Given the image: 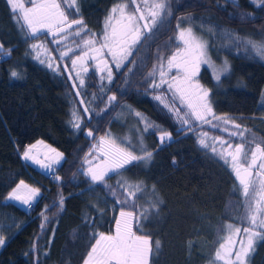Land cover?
<instances>
[{"label": "trees", "instance_id": "1", "mask_svg": "<svg viewBox=\"0 0 264 264\" xmlns=\"http://www.w3.org/2000/svg\"><path fill=\"white\" fill-rule=\"evenodd\" d=\"M116 2L77 0V18L99 33ZM171 7L172 15L159 24L155 42H147L151 48L141 49L142 55L137 57L141 63L134 74L120 75L113 69L114 80L107 84L111 90L106 92L105 100L107 95L115 94L118 106L102 112L105 104L96 100L89 106L94 111L83 113L77 101L91 99L92 93L99 95L100 73L90 64L89 72L83 74L85 88L80 97L75 96L73 80L68 79L69 72L65 70V65L71 69V61L56 60L60 65L57 72L35 59L31 44L43 43L50 50L57 45L50 43L52 37L46 31L39 34V39H25V31L14 20L7 0H0V43L5 50L12 49L10 56L0 57V233L5 237L0 264H81L94 242L90 234L114 229L119 205L114 204L106 188L97 184L90 188L89 178L81 175L84 157L95 142L86 136L89 128L97 137L111 130L114 136L131 138L134 145L142 136L145 147L153 153L146 166H129L131 170L123 173L146 185V191L138 194L139 205L146 207V202L153 199V186L155 197L161 201L159 214L142 221L146 224L143 231L160 242L158 251L154 247L151 264H210L219 237L225 234L223 226L240 223L241 197L233 194L231 170L198 143L201 131L208 132L209 137L235 138L210 125L197 126L194 131L185 126V130L178 131L181 127L152 98L144 77L155 63L157 45L174 37L178 19L190 18L188 23L194 32L208 40L212 60H226L229 65L219 82L205 65L197 75L200 84L210 90L213 111L218 116L234 118L247 129L246 137L264 140V58L242 46L237 49L228 38V34H234L264 41V4L255 0H171ZM51 54L58 56L55 51ZM12 71L18 77H13ZM129 106L158 130L149 128L143 132L144 124L138 123ZM74 108L81 110L80 130L70 123ZM118 117L125 120L124 126ZM160 130L170 131L171 140L161 143L156 135ZM37 139L63 152L62 161L52 172L46 173L20 156V151ZM54 176H59L60 181ZM119 179V175H112L107 182L115 185ZM21 180L41 189L32 208L6 200ZM61 195L63 210L51 208ZM46 206L50 210L45 212ZM42 212L48 217L47 223ZM136 227L134 222V230ZM250 264H264V241H257Z\"/></svg>", "mask_w": 264, "mask_h": 264}, {"label": "snow or ice", "instance_id": "2", "mask_svg": "<svg viewBox=\"0 0 264 264\" xmlns=\"http://www.w3.org/2000/svg\"><path fill=\"white\" fill-rule=\"evenodd\" d=\"M255 2L264 4V0ZM7 3L14 20L25 31V39H39V34L46 31L52 37L50 43L57 45L50 50L43 43L31 44V50L36 54L35 59L57 72L60 71V65L56 60L63 62L67 58L71 61V69L65 65V70L69 72L68 79L73 80L71 86L76 89L75 96L80 97L81 90L85 88L83 74L89 72L90 64L100 73L99 95L92 93L91 99L86 101L81 98L77 101L83 106V113L94 111L89 106L96 100L105 104L102 112L118 106L115 94L107 95L105 100L106 92L111 89L104 81L113 83V69L120 75H125V72L134 74V69L141 63L137 59L142 55L141 49L151 48V44L147 42H155L159 24L165 17L172 15L171 0H117L105 17L103 28L97 33L88 29L82 18H77V0H7ZM189 20L188 17L178 19L174 37H170L162 46L157 45L155 63L144 81L148 89L158 93L153 98L181 124L178 131L185 130V126L186 130L194 131L197 126L202 128L203 125H210L228 133L230 138H235L209 137L205 131L198 135L199 145L210 150L231 170L234 178L233 194L239 193L241 199L238 203L243 209L239 224L228 223L223 226L222 231L226 235L219 237L218 247L210 264H250L257 241H264V140L246 137L247 129H243L234 118L218 116L213 111L210 90L200 84L197 75L201 65H207L212 69L214 79L219 82L221 75L229 71V65L226 60L219 68L215 65L209 56L208 40L194 32ZM228 38L237 49L242 46L246 51L264 58V41L257 42L234 34H228ZM69 40L72 41V46L68 44ZM11 51L12 49L5 50L0 43V57L10 56ZM53 51L58 56H53ZM11 75L18 77L16 71H12ZM261 104L264 105V99ZM129 111L138 118V123L144 124L143 132L149 128L158 130V126L149 122L142 113L132 110L130 106ZM71 117L72 127L80 130L81 110L74 108ZM87 119L91 121L90 116ZM94 131L89 128L86 132V136L95 142L84 157L87 168L81 175L89 178L90 188L92 184L106 188L114 198V204L119 205L120 211L119 216L114 217V230L90 234V241L94 242L90 244L82 264H151V258L155 254L154 247L158 251L160 242L154 241L150 234L143 231L146 224L142 221L147 222L153 215L159 214L161 201L155 197L153 186V199L146 202V207L139 205L138 194L146 191V185L143 181L125 177L123 173L131 170L129 166H146L151 162L153 153L145 147L142 136L134 145L131 138L114 136L111 131L97 137ZM159 138L161 143L171 140V133L160 130ZM36 147V144L29 145L22 156L43 168L52 169V163H57L62 156L61 153H56L51 163H43L33 152ZM51 151L55 152L54 149ZM112 175L121 177L115 185L107 182L112 179ZM53 178L57 181L61 179L59 176ZM39 195V188L30 187L21 180L13 188L9 198L31 207ZM63 204L64 197L61 195L51 208L63 210ZM128 208L132 210H126ZM49 210L46 206L45 212ZM41 215L47 223L48 217L43 212ZM134 222L136 230L133 228ZM44 226L42 224L41 228ZM4 243L5 237L0 235V246ZM191 246L193 245L190 244Z\"/></svg>", "mask_w": 264, "mask_h": 264}, {"label": "rangeland", "instance_id": "3", "mask_svg": "<svg viewBox=\"0 0 264 264\" xmlns=\"http://www.w3.org/2000/svg\"><path fill=\"white\" fill-rule=\"evenodd\" d=\"M9 6H10V5H9ZM26 6H30V5H26ZM50 36H51V35H50ZM203 39H204V38H203ZM205 40H206V39H205ZM68 44H69L70 46H72V41L69 40V41H68ZM70 54H71V53H70ZM209 56H210V54H209ZM210 57H211V56H210ZM211 59H212V58H211ZM213 62H214L215 65L219 68V67H221V66L223 65L224 60H223V61L220 60L219 62H215V61H213ZM202 65H203V64H202ZM205 66L208 67L207 65H205ZM208 68H209V67H208ZM209 69H210V71L212 72V69H211V68H209ZM150 70H151V68L149 69V71H150ZM149 71H148V72H149ZM100 82H101V81H100ZM104 84H106V85L108 84L106 80L104 81ZM156 94H158V93H154V92H152V94H151L152 98H153L154 95H156ZM153 99H154V98H153ZM154 100H155V99H154ZM155 102H156L158 105H160V106L163 107V105L160 104L159 101H156V100H155ZM163 108H164V107H163ZM164 109L168 111V109H166V108H164ZM168 112H169V111H168ZM169 113H170V112H169ZM170 114L172 115V117H173L175 123L178 125V127H181V124L177 121V119L175 118V116H174L172 113H170ZM118 118H119V117H118ZM118 121H122V122H123V125H122V126L125 125V120H124V119L122 120L121 118H119ZM197 123H198V122H197ZM142 124H143V123H142ZM117 126H119V125H117ZM118 128H119V127H118ZM130 130H132V127H130ZM109 131H111V130H109ZM86 132H87V130L85 131V133H86ZM167 132L171 133L170 131H167ZM111 133L114 135L113 131H111ZM156 135H157L158 140L160 141V138H159V137H160V131L157 132ZM171 137H172V133H171ZM165 141H166V140H165ZM37 142H42V143H37ZM33 144H36V145H37L36 149L33 150L34 154L37 155V157H38L43 163H51L52 160L55 158L56 153H61V154H62V156L59 158V160H58L57 163H52V169H46V168H43V167H41L40 164L35 163L33 160H25V159L23 158V156H22L23 151H24L29 145H33ZM52 149H54L55 152L51 151ZM20 156H21V158H22L23 160H25V161L29 162L30 164L36 166L38 169H40V170H42V171H44V172H46V173H49V172H52V171L54 170L55 166H57V165L62 161V159H63V152H62L61 150H59L58 148L52 146L51 144L47 143L46 141L41 140V139H37V140H35V141H33V142L27 144V145H26V146L20 151ZM46 157H47V159H46ZM86 168H87V165L85 164V170H86ZM19 182H20V181H19ZM19 182H17V184H19ZM24 183L27 184V185L30 186V187L38 188V187H36V186H34V185H31V184H29V183H27V182H25V181H24ZM17 184H16V185H17ZM16 185H15L13 188H15ZM13 188H12V189L9 191V193L6 195V200H10V201L16 203L17 205H19V206L24 207V208L27 209V205L22 204L20 201L12 200V199L9 198V194L11 193V191L13 190ZM39 189H40V188H39ZM40 194H41V189H40ZM39 196H40V195H39ZM39 196L36 197V199L32 202V204H34V203L38 200ZM118 216H119V213L117 214V217H118ZM227 224H228V223H227ZM0 225H1V224H0ZM113 230H114V229H113ZM0 235H1V233H0ZM224 235H226V233H225ZM81 264H82V263H81Z\"/></svg>", "mask_w": 264, "mask_h": 264}, {"label": "built area", "instance_id": "4", "mask_svg": "<svg viewBox=\"0 0 264 264\" xmlns=\"http://www.w3.org/2000/svg\"><path fill=\"white\" fill-rule=\"evenodd\" d=\"M28 207H29V206H28ZM30 208H32V206H31Z\"/></svg>", "mask_w": 264, "mask_h": 264}, {"label": "crops", "instance_id": "5", "mask_svg": "<svg viewBox=\"0 0 264 264\" xmlns=\"http://www.w3.org/2000/svg\"><path fill=\"white\" fill-rule=\"evenodd\" d=\"M2 246H0V248H1Z\"/></svg>", "mask_w": 264, "mask_h": 264}]
</instances>
